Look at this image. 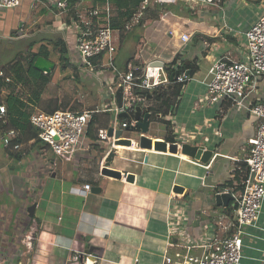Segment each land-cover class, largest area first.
<instances>
[{
  "label": "crops",
  "instance_id": "obj_1",
  "mask_svg": "<svg viewBox=\"0 0 264 264\" xmlns=\"http://www.w3.org/2000/svg\"><path fill=\"white\" fill-rule=\"evenodd\" d=\"M116 1L109 0L113 7ZM101 2L76 0L65 15L52 7L50 0H23L20 7L0 10V69L12 75L18 61L6 63L3 57L17 43L26 45L24 56L49 53V58L39 57L56 67L54 55L60 57L57 42L67 47L75 74L77 67L71 58L76 56L77 31L73 21L102 6ZM263 13L264 0H221L198 9L168 4L144 10L133 30H125L130 19L123 30L115 29L114 62L122 70L129 63H171L177 56L178 64L191 66V81L149 92L147 106L141 107V120L149 109L148 134L154 141L169 136L180 146H199L208 156L204 160L192 158L182 154L180 147L177 153L137 152L131 159L123 146L113 168L133 174L130 181L102 175L105 147L93 145L89 151L75 155L76 162L56 164V155L49 148L53 158L42 150L33 151L35 137L27 140L26 146L22 140L28 132H22V150L13 152L3 144L4 153L0 155V264H84L72 260L74 254L83 258L98 254L94 264H162L166 254L183 250L179 245L227 238L236 219L237 202L231 199L227 205H220L216 196L240 191L238 183L246 167L242 160L259 122L232 98L211 102L207 82L217 59L225 56L244 60L245 32ZM184 33L191 36L186 43L181 39ZM152 43L155 46L150 49ZM126 48L129 54L120 56ZM106 61L104 57L100 75L104 86L113 88L103 96L112 105L118 100L119 87L111 85L113 74L106 70ZM8 92L6 89L0 94V104H5ZM246 100L264 101V77L248 88ZM151 107L158 112L156 116H152ZM98 118L94 133L109 126L110 118L107 123L102 114ZM12 128L9 114L0 118L2 143ZM32 152L35 154L28 163L25 158ZM47 175L60 179L57 196L47 193L54 187L44 186ZM85 184H91L92 189L83 194ZM40 202L48 209L37 215ZM33 205L36 208L30 216L29 207ZM30 232L34 239L28 248L22 239ZM191 252L200 255L201 249L195 247ZM241 264H264V203L259 220L244 238Z\"/></svg>",
  "mask_w": 264,
  "mask_h": 264
},
{
  "label": "built area",
  "instance_id": "obj_2",
  "mask_svg": "<svg viewBox=\"0 0 264 264\" xmlns=\"http://www.w3.org/2000/svg\"><path fill=\"white\" fill-rule=\"evenodd\" d=\"M74 0H50V4L60 14H67ZM76 1V0H75ZM221 0H143L137 12L126 24L125 30H133L143 17V11L155 10L157 6L168 4H183L192 8H201L204 5L216 4ZM23 0H0V10L20 7ZM113 8L109 0L102 6L93 8L80 15L73 21L76 28V55L87 70L103 69V58L107 57L106 70L112 71L111 85L122 88V102L87 110H63L52 113L37 110L30 117V124L37 130V138L45 143L56 156H75L80 152L89 151L93 145L106 148L102 159L101 169L110 152L117 156V148L126 147L127 153H144L140 147V138L149 136L137 126L135 119L136 108L147 106L148 92L158 88H167L174 83H187L191 76L187 72L176 73L173 78L165 71L164 66L147 63L144 67L129 63L125 70L118 68L114 62L117 51L115 34L118 32L112 27ZM173 33L172 31L170 32ZM189 34H182L183 42L190 41ZM246 56L244 60H231L229 57L217 59L209 72L207 82V95L211 102L217 103L224 98H232L239 106L258 119V129L253 138L249 140V148L242 163L246 166L239 180L240 191L231 192L237 202L236 219L232 223L231 234L214 243L198 245H179L174 254H166L162 264H241L243 258L244 238L250 227L256 225L260 218L264 203V101L260 103H247L248 88L255 86L264 77V13L245 32ZM101 60L99 57H101ZM97 60V64L93 61ZM104 67V66H103ZM12 76L4 69H0V94L8 89ZM108 94L112 93L106 88ZM104 101H106L104 99ZM111 113L109 126L98 128L95 139L89 137L88 131L92 117L96 114ZM127 114V117H123ZM8 115L5 104H0V118ZM113 129V134L109 130ZM121 132L117 136V132ZM136 134V138L132 134ZM21 132L12 128L3 137V144L13 152L22 150L20 141ZM123 139H130L131 145L119 144ZM153 139V138H152ZM177 143V142H176ZM179 148L181 147L178 143ZM135 159V155H133ZM132 159V158H131ZM122 178L126 179L124 172ZM83 194L92 189L91 184H85ZM33 232L25 235L23 244L31 248ZM195 247L201 249L200 255L191 250ZM74 261L84 264H94L96 258L89 254L72 256Z\"/></svg>",
  "mask_w": 264,
  "mask_h": 264
},
{
  "label": "trees",
  "instance_id": "obj_3",
  "mask_svg": "<svg viewBox=\"0 0 264 264\" xmlns=\"http://www.w3.org/2000/svg\"><path fill=\"white\" fill-rule=\"evenodd\" d=\"M101 1L104 4L107 0ZM142 1L143 0H117L114 3V7L112 6V27L114 29L123 30L125 23L133 17ZM72 2H75V0ZM56 47L60 52L59 59L61 65L68 66L70 64V58L68 57L67 47L65 45L60 47L57 42ZM39 56L49 58V53H29L27 56L21 57V59H24L23 61H18L13 65L11 75L13 81L8 85L9 92L4 100L9 114L10 123L21 133H33L32 137L36 138V145L40 144L41 140L37 138V130L30 124V117L40 108L42 96L53 77L52 73L45 74L34 68V63ZM102 57L103 56L99 57V59L101 60ZM178 58L179 56H177L171 63L165 64L164 69L168 75L171 77L176 73L182 72H187L191 75V66L186 65L183 62L178 64ZM93 63L97 64V60H94ZM139 66L144 67L145 65ZM77 74L78 69L76 68L75 75ZM146 94L148 96L149 92ZM59 109L60 108L57 106L56 108L44 112L52 113ZM65 109L76 110V107L65 106ZM151 113L152 116H156L158 112L154 107H151ZM99 115L100 114H96L92 117L88 131L91 139H95L94 129L99 120ZM165 140L168 143L177 142L174 138L169 136H167Z\"/></svg>",
  "mask_w": 264,
  "mask_h": 264
},
{
  "label": "rangeland",
  "instance_id": "obj_4",
  "mask_svg": "<svg viewBox=\"0 0 264 264\" xmlns=\"http://www.w3.org/2000/svg\"><path fill=\"white\" fill-rule=\"evenodd\" d=\"M11 9L2 10L3 12L9 11ZM155 46L154 43L150 44V49H152ZM5 53V52H4ZM24 53V54H22ZM26 53V45L17 43L14 48H11L7 51V54L5 53V56L3 57V61L8 63L10 60L16 59V61H22L23 59H20L22 56H24ZM76 54V53H75ZM128 55L129 49L126 48L123 51H121V55ZM55 58H53L57 62V66L53 70L52 74V81L49 83V85L46 88V92L44 94V97L41 99V105L39 110L47 111L49 109L56 108L57 106L60 109L66 110L65 106L70 107H76V110H87V109H97L104 106V104H109L107 101H104V97L107 94L106 88L104 86V77L101 76L99 73H97L95 70H87L85 67L82 66L80 60L77 58V55H72V62L78 69V74H74V68L71 64L68 66L61 65V62L59 63L58 55H54ZM20 59V60H19ZM105 118L104 122H108L109 118L110 121L112 119L111 113H105L102 114ZM156 130V129H155ZM159 133L158 131H156ZM134 138H136V134H132ZM33 136V133L28 134L26 137L23 138V142H26ZM27 146V144H25ZM30 147V146H29ZM47 145L43 142H41L38 145H35L33 151H41L47 152L51 158H53L52 153L49 152V149H47ZM4 146L0 139V155H2L4 152ZM127 150V149H123ZM126 153V151H123ZM34 152L30 153L28 157L25 158V160L28 158V163L31 159H33ZM127 158H133V152L130 154H125ZM51 158L48 160V163L50 164L52 162ZM136 158V157H135ZM78 160L77 156H71V157H62V156H56L54 159L56 164H69L72 162H76ZM53 161V162H54ZM61 161V162H59ZM28 163H26L28 165ZM25 171V169H24ZM48 181L44 185L47 187L48 185H52L54 187L47 189V193H54V195L57 196L60 183V179L58 178H50L49 175H47ZM36 191L38 192L39 189L36 188ZM37 215H39L42 210H47L48 206L47 204H44V202H40L38 205ZM59 212V210H58ZM60 213V212H59ZM55 220V218H52V220ZM56 221V220H55ZM25 237V235H24ZM23 237V239H24ZM22 239V240H23Z\"/></svg>",
  "mask_w": 264,
  "mask_h": 264
},
{
  "label": "water",
  "instance_id": "obj_5",
  "mask_svg": "<svg viewBox=\"0 0 264 264\" xmlns=\"http://www.w3.org/2000/svg\"><path fill=\"white\" fill-rule=\"evenodd\" d=\"M152 65H157V66L163 67L165 64L161 61H154V62H152ZM34 68L37 69L38 71H41L43 73L48 74V73H51L52 69L55 68V64L52 61H50L44 57H38L34 63ZM171 77L173 78V76H171ZM116 95L118 98L117 103L120 105L122 102V88L121 87H119ZM142 112H143V109L140 106L136 108L135 119L137 121V126L143 132H148L151 114L149 112V109L146 110L144 118H143V120H141ZM123 117H127V114H124ZM109 134L110 135L113 134L112 128L109 130ZM120 134H121L120 131L117 132V136H119ZM119 144L130 146L131 140L130 139H123L120 141ZM139 144H140V147L145 149V150H155L158 152L177 153L179 150V145L176 142L168 144V142H166L165 140L154 141L152 138H149L147 136H142L140 138ZM180 150H181L182 154L187 155V156L192 157V158H199V159L204 160L206 158V156H208V154L204 153L203 149L200 148L199 146H196V145L192 146L188 143L182 144ZM115 158H116L115 153L110 152L108 157L106 158V160L104 162V167L101 169V173L103 176L121 179L122 173L113 168ZM133 178H134L133 174H128L126 176V179L130 180V181H132ZM176 189H180V188L177 187ZM231 199H234V197L230 193H226V192H224L222 194H218L216 196V201L220 205L221 204L227 205ZM35 208H36L35 205L29 207L30 216H33ZM93 256L96 258L98 256V254H93Z\"/></svg>",
  "mask_w": 264,
  "mask_h": 264
},
{
  "label": "bare ground",
  "instance_id": "obj_6",
  "mask_svg": "<svg viewBox=\"0 0 264 264\" xmlns=\"http://www.w3.org/2000/svg\"><path fill=\"white\" fill-rule=\"evenodd\" d=\"M156 140H159V139H156ZM120 149H123V147L117 148L116 151L119 153Z\"/></svg>",
  "mask_w": 264,
  "mask_h": 264
},
{
  "label": "clouds",
  "instance_id": "obj_7",
  "mask_svg": "<svg viewBox=\"0 0 264 264\" xmlns=\"http://www.w3.org/2000/svg\"><path fill=\"white\" fill-rule=\"evenodd\" d=\"M162 141V140H161ZM169 144V143H168Z\"/></svg>",
  "mask_w": 264,
  "mask_h": 264
}]
</instances>
